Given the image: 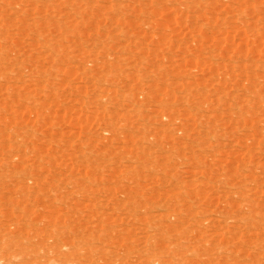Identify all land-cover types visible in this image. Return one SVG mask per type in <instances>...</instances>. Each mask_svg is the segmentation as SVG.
Segmentation results:
<instances>
[{"label": "rangeland", "instance_id": "1", "mask_svg": "<svg viewBox=\"0 0 264 264\" xmlns=\"http://www.w3.org/2000/svg\"><path fill=\"white\" fill-rule=\"evenodd\" d=\"M0 264H264V0H0Z\"/></svg>", "mask_w": 264, "mask_h": 264}, {"label": "bare ground", "instance_id": "2", "mask_svg": "<svg viewBox=\"0 0 264 264\" xmlns=\"http://www.w3.org/2000/svg\"><path fill=\"white\" fill-rule=\"evenodd\" d=\"M147 93H148V91H147Z\"/></svg>", "mask_w": 264, "mask_h": 264}]
</instances>
